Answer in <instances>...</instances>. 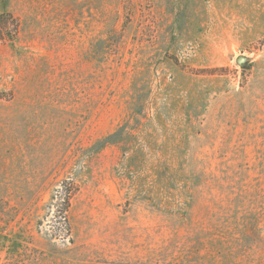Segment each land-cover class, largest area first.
Masks as SVG:
<instances>
[{"label": "rangeland", "instance_id": "1", "mask_svg": "<svg viewBox=\"0 0 264 264\" xmlns=\"http://www.w3.org/2000/svg\"><path fill=\"white\" fill-rule=\"evenodd\" d=\"M5 11L0 264H264V0Z\"/></svg>", "mask_w": 264, "mask_h": 264}, {"label": "trees", "instance_id": "2", "mask_svg": "<svg viewBox=\"0 0 264 264\" xmlns=\"http://www.w3.org/2000/svg\"><path fill=\"white\" fill-rule=\"evenodd\" d=\"M20 19L16 17L12 12L5 11L0 13V41H5L7 38L14 40L19 33L20 30ZM66 192V201H69V192L70 190L67 188ZM64 213L67 211V208H62ZM65 217H67L65 215Z\"/></svg>", "mask_w": 264, "mask_h": 264}, {"label": "water", "instance_id": "3", "mask_svg": "<svg viewBox=\"0 0 264 264\" xmlns=\"http://www.w3.org/2000/svg\"><path fill=\"white\" fill-rule=\"evenodd\" d=\"M248 60V57L245 56V55H240L238 58H237V62L241 65H244L245 62Z\"/></svg>", "mask_w": 264, "mask_h": 264}]
</instances>
